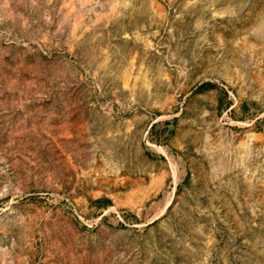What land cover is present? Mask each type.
<instances>
[{"label": "rangeland", "instance_id": "374dc122", "mask_svg": "<svg viewBox=\"0 0 264 264\" xmlns=\"http://www.w3.org/2000/svg\"><path fill=\"white\" fill-rule=\"evenodd\" d=\"M0 264H264V0H0Z\"/></svg>", "mask_w": 264, "mask_h": 264}, {"label": "trees", "instance_id": "16d2710c", "mask_svg": "<svg viewBox=\"0 0 264 264\" xmlns=\"http://www.w3.org/2000/svg\"><path fill=\"white\" fill-rule=\"evenodd\" d=\"M213 87H211L210 85H208V84H204V85H201L200 87H199V90H200V92H204V91H209V90H211Z\"/></svg>", "mask_w": 264, "mask_h": 264}]
</instances>
